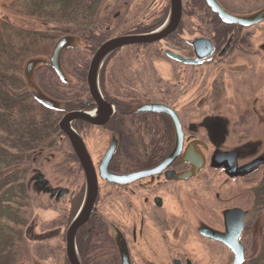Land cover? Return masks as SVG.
<instances>
[{"label": "flooded vegetation", "instance_id": "flooded-vegetation-1", "mask_svg": "<svg viewBox=\"0 0 264 264\" xmlns=\"http://www.w3.org/2000/svg\"><path fill=\"white\" fill-rule=\"evenodd\" d=\"M178 1L179 14L174 0H105L91 26L62 36L76 39L60 56L65 79L51 66L62 37L35 70L40 90L59 107L38 102L40 121L51 116L55 129L40 133V148L26 154L4 142L16 155L0 160L19 167L0 178L8 187L13 173L29 196L32 171L40 211L53 214L40 222L53 229L38 242L54 241L64 264H71L68 233L88 192L82 160L61 128L69 117L98 186L76 233L81 264L264 262V223L253 238L256 220L264 221V0ZM162 31L108 57L100 104L89 84L99 49Z\"/></svg>", "mask_w": 264, "mask_h": 264}, {"label": "trees", "instance_id": "trees-1", "mask_svg": "<svg viewBox=\"0 0 264 264\" xmlns=\"http://www.w3.org/2000/svg\"><path fill=\"white\" fill-rule=\"evenodd\" d=\"M105 0H35L29 2L26 12L55 29L32 30L20 36V45L0 52V126L7 128L15 147L21 154L40 148V133L47 135L55 128L51 116L40 121V104L28 92L23 69L31 58H46L55 43L71 28L91 26ZM63 28L61 29L60 28ZM37 50V51H36ZM1 51V50H0ZM10 76V77H9ZM20 76L19 78H16ZM25 84L27 90H25ZM7 87H6V86ZM18 95H13L14 93ZM41 123V125H40ZM23 158V157H21ZM24 159V158H23ZM19 167V163L14 164ZM264 247V241H263ZM264 249V248H263ZM8 264V263H5ZM260 264H264L263 260Z\"/></svg>", "mask_w": 264, "mask_h": 264}, {"label": "rangeland", "instance_id": "rangeland-1", "mask_svg": "<svg viewBox=\"0 0 264 264\" xmlns=\"http://www.w3.org/2000/svg\"><path fill=\"white\" fill-rule=\"evenodd\" d=\"M33 1L35 0H0L1 53L3 51V46L6 47L4 52L9 47L19 46L21 34H25L32 30L41 31L56 28L43 26V22L39 21L38 18L28 15L26 12V5ZM63 31L65 32V29H63ZM34 58H40V56ZM16 78H19V80L21 79L20 76H17ZM9 91L11 92L12 90ZM1 93L2 91L0 90V94ZM18 94L19 93H14L13 95ZM260 101L262 102L263 99H260ZM258 124L259 123L256 120L254 137L256 145L263 143V141L257 137V131L260 129ZM10 141L12 143L11 145L14 147L16 142H14L8 129H1L0 147H8L9 144L6 143ZM2 148L0 149L3 150ZM259 149L264 152V147ZM3 151L4 152L0 151V156L3 155L5 157L8 156L9 153L16 155V151L13 149L7 150L4 148ZM14 164L15 162H12L10 158L9 163L6 164L4 159L0 160V175L12 172L16 167ZM52 173V171L49 172L50 178L56 180L57 178L53 177ZM31 175L32 171L28 172V177L26 178L30 192L29 196L27 190L25 192L23 190L25 188L24 184L18 182L20 179H15L13 173H10V180L15 181L8 187H5V179L0 178V264H64L63 259L57 256L53 250L54 241L47 242L42 245V247H40V242H38L41 233L44 232L47 234L51 232H48L49 230L53 229V224L46 223V226H43L42 228L40 227V224L43 223L40 222L50 219L53 217V214L51 211H40V195L36 196V193H33L32 191L30 184ZM13 188L14 191H11ZM263 223V217L256 220L253 229V238L256 241L261 237Z\"/></svg>", "mask_w": 264, "mask_h": 264}, {"label": "water", "instance_id": "water-1", "mask_svg": "<svg viewBox=\"0 0 264 264\" xmlns=\"http://www.w3.org/2000/svg\"><path fill=\"white\" fill-rule=\"evenodd\" d=\"M175 3V12H180L179 6L176 4H179L178 0H174ZM179 14V13H178ZM264 17V12L260 13L258 16ZM166 35L165 31H162V33H158L156 35H147V36H128V37H121L116 38L114 40H111L107 43H105L99 51L96 53L93 62L91 64L90 72H89V84L91 86V91L93 96L96 98V100L101 104V97H100V89H99V72L103 66V64L106 62L108 57L118 48L126 45H133V44H140V43H152L157 39H160ZM76 42V39L72 36H65L62 37L55 45L52 57H51V66L56 70L57 74L64 80V73L60 62V56L61 54L74 46ZM45 59L43 58H33L27 61L25 68H24V78L26 80L27 86H28V92H30L35 100L47 108L50 109H59L57 106V103L48 97L46 94H44L40 87L37 85L35 81V70L43 64ZM102 106V105H101ZM73 119V117H69L62 121L61 128L62 130L73 140L75 148L78 152L79 157L82 160L83 166L86 171L87 175V182H88V192H87V199L86 203L81 210L79 216L77 217L75 223L71 226L69 233H68V257L71 262V264H81L79 255L77 253L76 249V233L79 228V226L87 220L89 216V211L91 209V206L94 203V200L97 195V177L94 172V169L92 167V164L90 160L88 159V156L86 154V151L83 150L84 146L83 144L78 142V137L70 131V121ZM80 145H79V144ZM257 162L256 164H258ZM253 167V166H252ZM243 223V222H242ZM242 253V252H241ZM243 255L241 254L240 261L242 262ZM240 264V263H239Z\"/></svg>", "mask_w": 264, "mask_h": 264}]
</instances>
